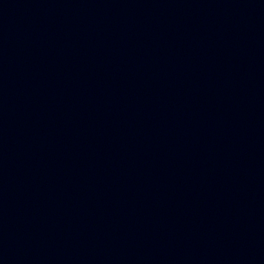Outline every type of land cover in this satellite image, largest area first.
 Listing matches in <instances>:
<instances>
[{"label":"water","instance_id":"1","mask_svg":"<svg viewBox=\"0 0 264 264\" xmlns=\"http://www.w3.org/2000/svg\"><path fill=\"white\" fill-rule=\"evenodd\" d=\"M0 264H264V0H0Z\"/></svg>","mask_w":264,"mask_h":264}]
</instances>
